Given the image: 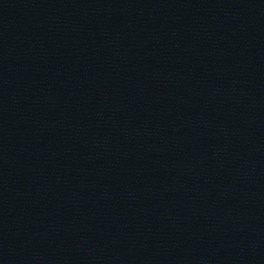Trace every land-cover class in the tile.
<instances>
[{"label": "water", "instance_id": "water-1", "mask_svg": "<svg viewBox=\"0 0 264 264\" xmlns=\"http://www.w3.org/2000/svg\"><path fill=\"white\" fill-rule=\"evenodd\" d=\"M0 264H264V0H0Z\"/></svg>", "mask_w": 264, "mask_h": 264}]
</instances>
